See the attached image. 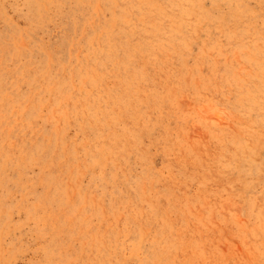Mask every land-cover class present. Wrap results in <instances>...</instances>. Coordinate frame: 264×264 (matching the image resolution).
I'll use <instances>...</instances> for the list:
<instances>
[{
  "label": "rangeland",
  "instance_id": "obj_1",
  "mask_svg": "<svg viewBox=\"0 0 264 264\" xmlns=\"http://www.w3.org/2000/svg\"><path fill=\"white\" fill-rule=\"evenodd\" d=\"M0 264H264V0H0Z\"/></svg>",
  "mask_w": 264,
  "mask_h": 264
},
{
  "label": "bare ground",
  "instance_id": "obj_2",
  "mask_svg": "<svg viewBox=\"0 0 264 264\" xmlns=\"http://www.w3.org/2000/svg\"><path fill=\"white\" fill-rule=\"evenodd\" d=\"M156 2V1H155ZM148 6V5H147ZM150 6V5H149ZM161 7V6H160ZM162 9V8H161ZM132 40V39H131ZM167 42V41H165ZM111 43V42H110ZM169 70V69H168ZM61 83V82H60ZM135 85V84H134ZM64 89V88H63ZM52 91V90H51ZM20 97V96H19ZM89 104V103H88ZM32 107V106H31ZM121 107V106H120ZM25 108V107H24ZM58 108V107H57ZM119 109V108H118ZM122 109V108H121ZM30 110V109H29ZM126 115V114H125ZM121 116V115H120ZM33 117V116H32ZM131 118V117H130ZM135 119V118H134ZM116 136V135H115ZM106 141V140H105Z\"/></svg>",
  "mask_w": 264,
  "mask_h": 264
}]
</instances>
